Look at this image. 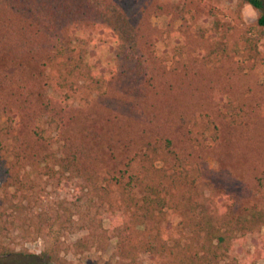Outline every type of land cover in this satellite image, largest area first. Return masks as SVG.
<instances>
[{
	"label": "trees",
	"instance_id": "trees-1",
	"mask_svg": "<svg viewBox=\"0 0 264 264\" xmlns=\"http://www.w3.org/2000/svg\"><path fill=\"white\" fill-rule=\"evenodd\" d=\"M243 4L264 27V0ZM164 12L158 0H0V264H66L64 238L77 233L81 248L104 252L115 238L119 255L150 264L264 259V248L238 251L264 208L215 175L204 183L207 155L219 172L231 156L216 100L202 91L186 120L167 100L182 88L164 74L174 32L152 22ZM257 183L264 194V171ZM18 227L44 237L41 254L3 245Z\"/></svg>",
	"mask_w": 264,
	"mask_h": 264
},
{
	"label": "rangeland",
	"instance_id": "rangeland-1",
	"mask_svg": "<svg viewBox=\"0 0 264 264\" xmlns=\"http://www.w3.org/2000/svg\"><path fill=\"white\" fill-rule=\"evenodd\" d=\"M158 1L165 7L166 14L154 16L152 22L159 28L169 24L174 32L172 39H175L169 48L163 50L166 53L164 74L169 79L178 76L182 88V91L173 89L167 100L172 101L177 116L186 120L189 112L202 108L200 93L206 91L207 97L216 100L221 111L217 114L220 116L218 122L222 120L224 123L221 128L231 156L225 171L219 172V162L207 155L204 183L215 175L214 179L219 178V182L224 180L244 192L242 198L245 197L248 203L264 208V194L259 191L257 183L264 171V27L258 25L260 12L249 4L240 6V0ZM113 51L112 47H102L97 54L112 64ZM122 84L128 86L126 82ZM190 88L193 93L187 92ZM157 98L159 95L156 103ZM222 105L230 108L227 113L232 120L225 116ZM99 110L106 117L111 109L103 107ZM146 111L153 113L149 108ZM135 113L137 119H146L140 108ZM151 118L152 121L159 120L156 116ZM113 121L111 127L116 128L117 121ZM50 185L44 187L51 193L49 197L53 201L56 194ZM104 226L109 228L108 219ZM33 231V228L30 232L20 227L12 229L3 245L17 252L39 255L46 243L44 237L31 234ZM261 235H264V227L238 248L240 256L254 253L257 248L263 249ZM86 236V233H77L64 238L61 256L66 264H150L147 255L134 260L131 256L119 255L115 238L104 252L75 245ZM258 264H264V259Z\"/></svg>",
	"mask_w": 264,
	"mask_h": 264
}]
</instances>
